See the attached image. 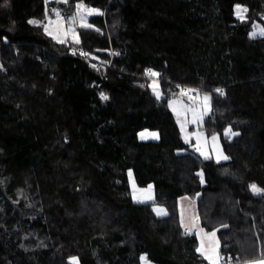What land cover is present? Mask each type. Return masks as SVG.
Listing matches in <instances>:
<instances>
[{
  "label": "trees",
  "instance_id": "16d2710c",
  "mask_svg": "<svg viewBox=\"0 0 264 264\" xmlns=\"http://www.w3.org/2000/svg\"><path fill=\"white\" fill-rule=\"evenodd\" d=\"M72 1L102 10L79 52L31 23L45 0L0 1V264H211L185 235V196L217 231L222 264L264 259V192L250 187L264 189V37L250 36L264 0ZM179 89L211 94L204 129L227 161L183 140L169 107ZM143 129L161 139L141 141ZM130 169L155 202L133 200Z\"/></svg>",
  "mask_w": 264,
  "mask_h": 264
},
{
  "label": "rangeland",
  "instance_id": "374dc122",
  "mask_svg": "<svg viewBox=\"0 0 264 264\" xmlns=\"http://www.w3.org/2000/svg\"><path fill=\"white\" fill-rule=\"evenodd\" d=\"M238 6L240 10L239 16L237 15ZM45 8V17L41 20L34 18L31 20V23L36 26H42L45 32L58 42L70 44L75 52L80 51L81 29L93 27L91 18L102 14L100 8L90 6L84 1L45 0ZM247 14V6L242 4H237L235 6V15L237 18L240 20H246L248 18ZM261 29H264V24L257 22L251 31V38L264 37V35L259 34ZM254 32L257 33L255 37L252 35ZM89 59L93 61L94 65L101 66L105 63L97 55H91ZM151 89L156 97L157 92L160 94L158 99L165 96L161 81L159 80V75L152 78ZM189 91L193 90L179 89L175 91L169 100V107L175 115L183 140L187 144H191L193 150L203 158L214 159L217 162L227 161L229 156L225 151L222 135L219 133L209 135L204 129L207 118L213 110V99L211 94L207 91H198L197 96L190 97L188 95ZM205 97H208L207 101H205ZM141 133L145 134V138L141 137ZM151 133H157L158 138L151 136ZM238 134L239 133L235 132L231 127H228L224 131V136L231 140ZM139 139L141 141H159L161 139V133L159 130L143 129L139 132ZM224 156H227L228 159H224ZM128 175L131 195L135 202L153 203L156 201V188L154 184L145 187L140 186L133 169L129 170ZM200 175L204 182V172L201 171ZM256 186L259 187L258 185ZM196 203V199L190 196L180 199L182 225L186 229L196 228L198 231V238L200 239V253H202L210 263L221 264L223 260L220 255L221 242L218 233L217 231H207L200 226L197 221ZM192 204H194V209L191 207ZM153 209L155 214L159 217H165L170 214V211L166 206L158 203L153 205ZM157 210H163L166 215L158 214ZM212 233H215V236H212ZM143 257L147 258V264H156L151 261L147 255H143ZM142 264H146V261L142 260Z\"/></svg>",
  "mask_w": 264,
  "mask_h": 264
},
{
  "label": "snow or ice",
  "instance_id": "6c2138e0",
  "mask_svg": "<svg viewBox=\"0 0 264 264\" xmlns=\"http://www.w3.org/2000/svg\"><path fill=\"white\" fill-rule=\"evenodd\" d=\"M90 11H95V10H90ZM237 15L238 16L240 15L239 6H238V10H237ZM259 34L260 35H264V29H261ZM252 35H253V37H255L257 35V33L254 32V33H252ZM148 74L151 75V76H158L159 75V73L153 72L152 70H148ZM216 91L220 92L221 94H223V90H221V89H217ZM156 95H157V98H159L160 94L158 92L156 93ZM105 99H107V97H105ZM204 99H205V101H207L208 97H205ZM150 135L153 136V137L158 138V134L157 133H151ZM141 137L145 138V134L141 133ZM223 158L224 159H228L227 156H224ZM250 187H251L252 192L255 193V194H260L261 192H264V189H261V188L257 187L255 184L251 185ZM157 211H158V214H165L166 215V213H164L163 210H157ZM211 235L215 236V233H212ZM198 251H200V249H198ZM141 259L145 260L146 264H147V258L146 257H141ZM73 261H74V264H78L77 258H73ZM258 264H264V260L259 261Z\"/></svg>",
  "mask_w": 264,
  "mask_h": 264
},
{
  "label": "crops",
  "instance_id": "0c3cea01",
  "mask_svg": "<svg viewBox=\"0 0 264 264\" xmlns=\"http://www.w3.org/2000/svg\"><path fill=\"white\" fill-rule=\"evenodd\" d=\"M185 197H187V196H185ZM183 198V197H182ZM197 202V201H196ZM197 204V221L199 222V224H200V226H202V224H201V221H200V219H199V212H198V203H196ZM193 205L194 204H192V208H193ZM194 209V208H193ZM193 218H194V216H193ZM195 219V218H194ZM203 228V227H202ZM184 229L185 230H187V231H194L195 232V234H196V236L198 237V231H197V229L196 228H191V229H186L185 227H184ZM205 229V228H204ZM199 241H200V239H199ZM202 254V253H201ZM203 255V254H202ZM204 256V255H203ZM205 257V256H204ZM206 258V257H205ZM207 259V258H206ZM208 260V259H207ZM261 260H264V259H261ZM261 260H257V261H254V262H247L246 264H258V262L259 261H261ZM209 261V260H208ZM210 262V261H209ZM223 262V261H222ZM212 264V263H211ZM220 264V263H219ZM222 264V263H221Z\"/></svg>",
  "mask_w": 264,
  "mask_h": 264
},
{
  "label": "built area",
  "instance_id": "2783aa9c",
  "mask_svg": "<svg viewBox=\"0 0 264 264\" xmlns=\"http://www.w3.org/2000/svg\"><path fill=\"white\" fill-rule=\"evenodd\" d=\"M188 95H189L190 97H194V96H197L198 93H197V92H193V91H189V92H188ZM185 235H186V236H189V237H193V236H195L196 234H195L194 231H186V232H185Z\"/></svg>",
  "mask_w": 264,
  "mask_h": 264
},
{
  "label": "water",
  "instance_id": "95a60500",
  "mask_svg": "<svg viewBox=\"0 0 264 264\" xmlns=\"http://www.w3.org/2000/svg\"><path fill=\"white\" fill-rule=\"evenodd\" d=\"M0 1H2V0H0Z\"/></svg>",
  "mask_w": 264,
  "mask_h": 264
}]
</instances>
